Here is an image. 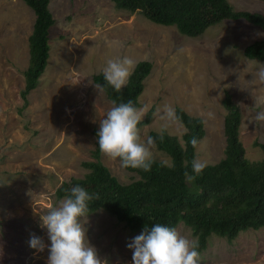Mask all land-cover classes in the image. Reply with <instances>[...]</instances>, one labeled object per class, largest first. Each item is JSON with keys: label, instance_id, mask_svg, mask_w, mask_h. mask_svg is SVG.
<instances>
[{"label": "rangeland", "instance_id": "obj_1", "mask_svg": "<svg viewBox=\"0 0 264 264\" xmlns=\"http://www.w3.org/2000/svg\"><path fill=\"white\" fill-rule=\"evenodd\" d=\"M228 1L237 11L264 15V1ZM49 7L56 21L50 58L26 105L22 91L36 14L24 0H0V264H46L47 248L37 252L29 241L36 235L50 246L40 216L65 198L57 196L64 182L88 173L84 162L96 161L99 123L112 102L95 90L93 77L103 73L109 59L130 57L132 73L140 62L152 63L139 105L147 108L144 119L153 109V122L140 128L142 139L161 133L163 122L154 113L168 103L203 119L206 136L196 158L219 163L225 158L228 111L223 102L228 93L242 113L246 158H264L257 147L264 142V122L253 120L264 111V103L255 105L253 99L264 97V85L253 81L264 62L244 54L248 45L264 39V29L244 20L224 21L190 38L175 26L117 9L111 0H51ZM164 131L181 139L185 128L174 125ZM99 154L121 183L131 182L133 174L119 160ZM153 155L171 161L156 147ZM81 223L89 244L108 264H132L128 244L142 232L131 231L103 210L82 217ZM177 230L197 240L184 224ZM199 264H264V228L245 231L232 242L210 237Z\"/></svg>", "mask_w": 264, "mask_h": 264}, {"label": "trees", "instance_id": "obj_2", "mask_svg": "<svg viewBox=\"0 0 264 264\" xmlns=\"http://www.w3.org/2000/svg\"><path fill=\"white\" fill-rule=\"evenodd\" d=\"M264 1V0H260ZM34 10L36 20L29 37L30 60L25 71L26 86L22 97L27 105L28 94L35 90L46 71L50 58L51 29L56 21L49 6L50 0H24ZM117 9L131 14L139 12L153 23L175 26L187 37L198 38L224 21L244 20L264 29V15L249 11H237L228 0H112ZM250 60L264 62V39L255 41L244 49ZM152 70V63L140 62L127 84L120 92L108 86L103 73L93 77L94 83L105 85L107 98L117 104L131 100L140 107L139 97L144 82ZM227 115L224 121L226 136L225 158L215 165H207L191 183L186 182L184 172L192 173L191 161L197 157V148L189 140L199 141L206 136L203 119L189 115L177 108V115L185 133L181 139L163 132H151L156 148L170 158L173 167L166 162L153 160L151 170L126 169L133 174L130 183H121L102 162L100 151L95 152V162H84L88 173L83 178H72L57 190L64 198L75 186L84 188L93 199L88 202L86 216L100 210L125 224L131 231L142 232L156 223L178 228L189 227L198 241V252L206 249L212 236L229 242L248 230L264 228V158L252 162L240 138L242 113L227 93L224 100ZM153 109L138 127L153 121ZM264 155V142L258 143Z\"/></svg>", "mask_w": 264, "mask_h": 264}, {"label": "clouds", "instance_id": "obj_3", "mask_svg": "<svg viewBox=\"0 0 264 264\" xmlns=\"http://www.w3.org/2000/svg\"><path fill=\"white\" fill-rule=\"evenodd\" d=\"M133 68L134 60L130 57L109 59L103 68L104 81L120 92L127 84ZM253 81L264 85V64L254 74ZM93 84L98 93L105 91V85ZM253 99L255 105L264 103V97ZM146 112V107H135L131 100L119 104L112 101V107L99 123L97 137L100 153L112 161L119 160L123 169L150 171L154 160L155 139L151 135L142 139L140 128L143 127H138ZM154 116L163 122L159 135L161 141L164 130L174 125L182 127L181 118L171 104L165 103L158 107ZM253 120L264 122V111L255 113ZM189 143L197 148L201 141L193 136ZM167 166L174 165L167 163ZM206 167L207 161L194 158L191 161L193 174L184 172L186 182H193ZM92 199L93 196L84 188L75 186L71 189V194L61 200L58 206L40 216V226L47 230L50 246L36 235L31 236L29 246L37 252H43L47 248L49 255L46 264H108L89 244L86 229L81 223V218L89 211L88 202ZM128 248L133 252L132 264H199L200 261L197 240L181 235L176 228L159 223L150 228L146 226L128 244Z\"/></svg>", "mask_w": 264, "mask_h": 264}]
</instances>
